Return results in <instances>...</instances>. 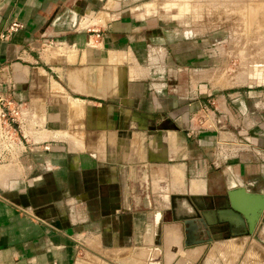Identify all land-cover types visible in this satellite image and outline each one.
Wrapping results in <instances>:
<instances>
[{
	"label": "crops",
	"instance_id": "crops-1",
	"mask_svg": "<svg viewBox=\"0 0 264 264\" xmlns=\"http://www.w3.org/2000/svg\"><path fill=\"white\" fill-rule=\"evenodd\" d=\"M139 1L0 0V33L23 24L0 36V108L20 103L25 135L0 161V264H84L81 250L116 264H264V210L247 233L201 214L239 187L264 194L260 100L206 88L193 100V85L176 95L153 81L142 59L165 42ZM208 104L221 128L198 130Z\"/></svg>",
	"mask_w": 264,
	"mask_h": 264
},
{
	"label": "rangeland",
	"instance_id": "rangeland-1",
	"mask_svg": "<svg viewBox=\"0 0 264 264\" xmlns=\"http://www.w3.org/2000/svg\"><path fill=\"white\" fill-rule=\"evenodd\" d=\"M138 4V11L141 8V12L154 18L156 31L165 42L151 45L142 59L144 69L154 66L153 81L163 83L166 91L176 95H185L193 85L197 87L193 100L202 99L200 88L213 91L214 97L235 91L252 106L260 100L255 115L264 121V0H140ZM174 42L188 48L174 54L167 48L168 43ZM185 52L192 56L185 59ZM199 115L196 125L221 128L217 121L201 123ZM21 133L17 129L18 137H22ZM160 186L168 190L165 181ZM84 252L81 250L80 254L84 264L117 261L98 254L84 256ZM243 258L244 264H253L248 254L240 253Z\"/></svg>",
	"mask_w": 264,
	"mask_h": 264
},
{
	"label": "water",
	"instance_id": "water-1",
	"mask_svg": "<svg viewBox=\"0 0 264 264\" xmlns=\"http://www.w3.org/2000/svg\"><path fill=\"white\" fill-rule=\"evenodd\" d=\"M210 211V209L207 207ZM264 210V194L252 191H246L244 187L236 188L232 191H228L226 200L223 205L218 209H214L209 216L208 213L201 212L205 225L212 226L218 223L230 224L234 227H245L243 233L248 231L252 232L258 219L260 218ZM203 223V227H205ZM190 231V230H189ZM189 232L186 234V240L183 241V245L189 246L190 241ZM204 241V240H203ZM176 251V248L173 249Z\"/></svg>",
	"mask_w": 264,
	"mask_h": 264
},
{
	"label": "built area",
	"instance_id": "built-area-1",
	"mask_svg": "<svg viewBox=\"0 0 264 264\" xmlns=\"http://www.w3.org/2000/svg\"><path fill=\"white\" fill-rule=\"evenodd\" d=\"M22 26V22L14 18L6 24L4 31L0 33V36L7 37L9 33L21 28ZM97 35H99V33ZM208 108L211 109V112L207 110V114L200 117V121L203 124H213L216 122L215 111L209 106ZM23 125L24 118L22 117L20 103L9 106L8 102L5 107L3 106L0 108V161H11L20 151H24L25 142L23 139H25V135L22 134V137H18L16 135L17 129L22 130ZM197 126H200L202 129L205 128L203 125L202 127L201 125ZM246 141H248V139H246ZM217 148L221 152L222 145L217 144ZM28 208L29 207H26L25 210H28Z\"/></svg>",
	"mask_w": 264,
	"mask_h": 264
},
{
	"label": "flooded vegetation",
	"instance_id": "flooded-vegetation-1",
	"mask_svg": "<svg viewBox=\"0 0 264 264\" xmlns=\"http://www.w3.org/2000/svg\"><path fill=\"white\" fill-rule=\"evenodd\" d=\"M225 200H226V199H224L223 201H217L216 204L214 203V204L211 205L210 207H212V208H214V209L216 210L217 208H219L221 205L224 204Z\"/></svg>",
	"mask_w": 264,
	"mask_h": 264
},
{
	"label": "bare ground",
	"instance_id": "bare-ground-1",
	"mask_svg": "<svg viewBox=\"0 0 264 264\" xmlns=\"http://www.w3.org/2000/svg\"><path fill=\"white\" fill-rule=\"evenodd\" d=\"M5 164H8V163H0V165H5ZM195 229V224L193 222H191V231ZM137 264V263H136ZM139 264V263H138Z\"/></svg>",
	"mask_w": 264,
	"mask_h": 264
}]
</instances>
